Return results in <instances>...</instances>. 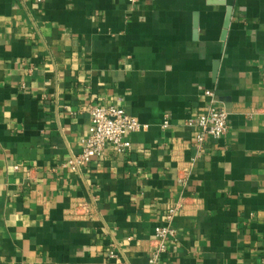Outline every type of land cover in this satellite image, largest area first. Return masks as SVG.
Segmentation results:
<instances>
[{
    "label": "crops",
    "instance_id": "crops-1",
    "mask_svg": "<svg viewBox=\"0 0 264 264\" xmlns=\"http://www.w3.org/2000/svg\"><path fill=\"white\" fill-rule=\"evenodd\" d=\"M263 70L264 0H0V264H147L176 205L162 264H264ZM93 104L146 127L75 171Z\"/></svg>",
    "mask_w": 264,
    "mask_h": 264
},
{
    "label": "built area",
    "instance_id": "built-area-1",
    "mask_svg": "<svg viewBox=\"0 0 264 264\" xmlns=\"http://www.w3.org/2000/svg\"><path fill=\"white\" fill-rule=\"evenodd\" d=\"M36 1L44 3L48 0ZM262 79L264 81V70ZM205 94L209 98L206 109L189 120L195 128L198 148H203L209 139L221 138L229 125V113L224 106L219 104L215 91L207 89ZM89 114L90 127L87 135L81 140V151L72 155L65 164L75 171L87 165L93 158L102 157L108 146L121 154L128 152L132 147L128 134L146 127L138 117L128 113L124 107L117 104H93L89 107ZM167 126L168 119L166 118L163 127ZM76 208L72 212V215L76 217L85 218L90 212L85 202L79 203ZM180 209V205L170 206L165 223L155 227L154 243L148 251L147 264H162V256L167 251V241L174 238L177 232L174 219Z\"/></svg>",
    "mask_w": 264,
    "mask_h": 264
},
{
    "label": "water",
    "instance_id": "water-1",
    "mask_svg": "<svg viewBox=\"0 0 264 264\" xmlns=\"http://www.w3.org/2000/svg\"><path fill=\"white\" fill-rule=\"evenodd\" d=\"M230 20H231V10L229 9V12H228L227 17H226L225 30H224V32H223V37L226 36L227 29H228L229 24H230Z\"/></svg>",
    "mask_w": 264,
    "mask_h": 264
}]
</instances>
